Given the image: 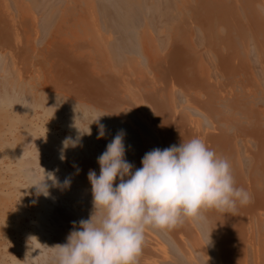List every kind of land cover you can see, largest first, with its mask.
<instances>
[{"label":"bare ground","instance_id":"1","mask_svg":"<svg viewBox=\"0 0 264 264\" xmlns=\"http://www.w3.org/2000/svg\"><path fill=\"white\" fill-rule=\"evenodd\" d=\"M121 130L133 171L198 137L251 195L146 228L138 264H264V0H0V264L8 248L9 264H52L93 212L88 172ZM26 170L55 177L48 196Z\"/></svg>","mask_w":264,"mask_h":264},{"label":"clouds","instance_id":"2","mask_svg":"<svg viewBox=\"0 0 264 264\" xmlns=\"http://www.w3.org/2000/svg\"><path fill=\"white\" fill-rule=\"evenodd\" d=\"M94 121L98 138L104 137L105 125L99 117ZM124 135L118 132L97 158L99 175L89 170L93 212L79 221L66 243L55 246L52 264H138L146 228L171 230L185 220L204 219L208 210L235 213L238 205L251 202L250 193L236 186L230 162L201 138L148 151L142 167L133 171ZM69 144L75 147L76 141L67 139L65 148ZM25 175L37 195H49L47 180L57 184L51 173L26 170Z\"/></svg>","mask_w":264,"mask_h":264},{"label":"rangeland","instance_id":"3","mask_svg":"<svg viewBox=\"0 0 264 264\" xmlns=\"http://www.w3.org/2000/svg\"><path fill=\"white\" fill-rule=\"evenodd\" d=\"M7 155L5 156H2L0 155V177H3L4 178V181L5 183H8L7 181V178L10 177V172L8 170V167L5 165L7 163ZM4 160V161H3ZM6 160V161H5ZM6 162V163H4ZM15 237V236H14ZM25 245V240L23 238H17V241H16V246L17 247H23ZM16 252L11 249V248H8L6 250V253H5V256L3 257V261L6 263V264H9L12 262V260H15L16 258ZM8 256V257H7Z\"/></svg>","mask_w":264,"mask_h":264}]
</instances>
